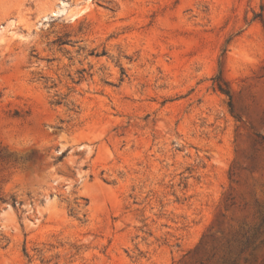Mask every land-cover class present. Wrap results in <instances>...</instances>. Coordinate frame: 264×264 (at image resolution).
Returning a JSON list of instances; mask_svg holds the SVG:
<instances>
[{"label": "rangeland", "instance_id": "rangeland-1", "mask_svg": "<svg viewBox=\"0 0 264 264\" xmlns=\"http://www.w3.org/2000/svg\"><path fill=\"white\" fill-rule=\"evenodd\" d=\"M0 264H264V0H0Z\"/></svg>", "mask_w": 264, "mask_h": 264}]
</instances>
